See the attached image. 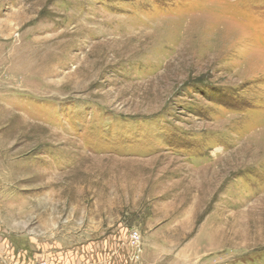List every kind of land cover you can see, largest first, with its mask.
Wrapping results in <instances>:
<instances>
[{"label":"rangeland","instance_id":"rangeland-1","mask_svg":"<svg viewBox=\"0 0 264 264\" xmlns=\"http://www.w3.org/2000/svg\"><path fill=\"white\" fill-rule=\"evenodd\" d=\"M6 237L20 264H264V0H0Z\"/></svg>","mask_w":264,"mask_h":264},{"label":"crops","instance_id":"crops-1","mask_svg":"<svg viewBox=\"0 0 264 264\" xmlns=\"http://www.w3.org/2000/svg\"><path fill=\"white\" fill-rule=\"evenodd\" d=\"M5 239H7V241H0V264H20V255H18L17 250H15L14 243H11L8 237Z\"/></svg>","mask_w":264,"mask_h":264},{"label":"built area","instance_id":"built-area-1","mask_svg":"<svg viewBox=\"0 0 264 264\" xmlns=\"http://www.w3.org/2000/svg\"><path fill=\"white\" fill-rule=\"evenodd\" d=\"M29 264H45L44 262H38V261H33V262H30Z\"/></svg>","mask_w":264,"mask_h":264}]
</instances>
